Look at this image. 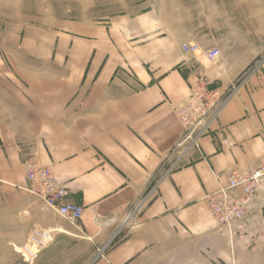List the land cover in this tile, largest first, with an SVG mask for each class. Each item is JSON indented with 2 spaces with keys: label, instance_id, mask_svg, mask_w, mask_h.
I'll return each mask as SVG.
<instances>
[{
  "label": "crops",
  "instance_id": "obj_1",
  "mask_svg": "<svg viewBox=\"0 0 264 264\" xmlns=\"http://www.w3.org/2000/svg\"><path fill=\"white\" fill-rule=\"evenodd\" d=\"M151 2L20 29L19 68L0 79L1 214L15 246L33 228L52 231L34 264H264V193L243 236L219 229L205 200L264 154V0ZM212 47L247 51L210 62ZM199 77L227 99L176 159V110ZM32 163L82 206L77 225L23 189Z\"/></svg>",
  "mask_w": 264,
  "mask_h": 264
},
{
  "label": "built area",
  "instance_id": "obj_2",
  "mask_svg": "<svg viewBox=\"0 0 264 264\" xmlns=\"http://www.w3.org/2000/svg\"><path fill=\"white\" fill-rule=\"evenodd\" d=\"M185 53L198 54L201 48L197 43H183ZM206 59L216 62L220 58V49L212 47L204 52ZM244 78L236 84L238 87ZM227 96L209 86L204 77H199L190 85L187 102L176 110L178 119L184 127L182 137L174 145L171 154L176 159L182 157L190 148H198L199 140L209 129L224 105ZM175 163L171 166L174 167ZM26 185L23 187L32 197L45 206L77 225L83 214L80 205L66 202V188L57 183L51 167L37 163L30 164L25 170ZM264 193V154L257 167L247 170H233L226 178V184L205 196L210 215L219 229L229 237L234 234L243 236L244 222L249 215V205L255 195ZM146 199H143L145 201ZM140 203V204H141ZM264 226V211L261 213ZM52 231L42 228L30 230L25 242L19 247L23 261L33 263L40 252L52 241Z\"/></svg>",
  "mask_w": 264,
  "mask_h": 264
},
{
  "label": "rangeland",
  "instance_id": "obj_3",
  "mask_svg": "<svg viewBox=\"0 0 264 264\" xmlns=\"http://www.w3.org/2000/svg\"><path fill=\"white\" fill-rule=\"evenodd\" d=\"M208 1L198 0L203 10H208ZM149 2L153 4L151 0H0V79L10 78L8 75L12 76V73H16L19 68L16 62L22 56L17 48L21 28L31 25L49 26L56 21L66 19L100 21L112 13L126 10L129 6L141 3L142 7H145ZM234 7L244 10V6ZM220 50L221 56L237 59L244 58L247 51L242 48ZM2 211H4V183L0 182V264H29L19 255L20 245L15 246L12 241L4 239ZM4 249L8 250L6 255ZM5 259L8 261L6 262Z\"/></svg>",
  "mask_w": 264,
  "mask_h": 264
}]
</instances>
